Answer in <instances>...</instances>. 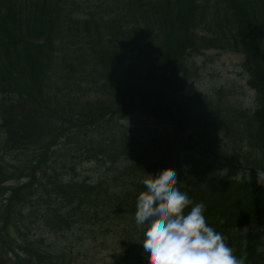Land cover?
Returning a JSON list of instances; mask_svg holds the SVG:
<instances>
[{
    "label": "trees",
    "instance_id": "1",
    "mask_svg": "<svg viewBox=\"0 0 264 264\" xmlns=\"http://www.w3.org/2000/svg\"><path fill=\"white\" fill-rule=\"evenodd\" d=\"M166 2L167 9L165 6L157 9L158 0H28L17 11L15 6L3 5L2 0L0 128L5 130L10 150L17 152L20 163L10 165L0 160V203L7 201L0 208V219L7 226L16 223L21 214L18 205L24 204L36 191L38 173L47 174L54 169L49 162L53 153L51 148L62 140H69L72 128L80 130L86 125H96L106 115L118 114L125 118L138 112L155 123L172 127L171 134L166 135H172V138L163 144L161 141L158 146L154 144L155 139L149 142L133 137L123 138L121 148L112 149L108 144L100 147L104 156L114 160L120 157L134 167L139 190L135 195L136 203L139 194L146 191L141 173L151 174L162 167L169 169L177 149H181L180 153L184 151V155L182 158L178 155L176 161L182 162L176 167L187 162L189 156L185 152L195 147L183 137L185 132L194 129V119L198 117L193 107L195 99L183 94L192 78L187 59L202 49L229 46L244 51L259 96L258 109L252 114L251 111L244 113H250L246 128L253 130L249 139L255 145H264V0L217 1L219 13L227 19L226 42L235 41L234 45L225 46L218 38H199L194 33L198 27L209 28L204 18L207 14L197 0ZM233 29H236V36ZM58 56L66 65L73 66L74 73L77 64L82 70L98 76L91 84L96 96L85 105L80 106L77 97L63 103L64 98L71 95L70 91L63 98L45 93V78L49 77L50 68ZM75 104L78 105L74 107ZM37 147L42 149L39 155ZM205 161L206 158L201 160V166L186 177L185 186L177 187L188 194L193 205H205L206 224L223 235L227 234L224 230L228 232L233 226L243 228L261 224L264 221V187L258 183L242 184L234 187L233 194H227L223 191L222 180L206 177L210 171L205 166L202 170ZM248 161L258 164V157ZM207 164L215 170L219 168L216 163ZM27 177L29 183L21 185L20 179ZM47 182L38 190L49 200L52 195L71 196L80 202L84 197L90 202L101 197L97 186L83 185L75 189L60 184L52 176ZM125 200H128L127 195ZM130 206L136 210L135 203L125 205L126 208ZM53 217L54 226L63 222L69 225V219L61 210L57 209ZM145 230H139L143 238L135 242L140 251ZM258 237L249 233L245 240L233 238L232 242L226 240V243L235 249L237 257L246 254L245 264H261L263 257L257 250L261 245L257 243ZM30 244L31 247L28 244L23 247L20 243H13L17 249L11 253L9 241L0 242L1 264L12 261L36 264V260L40 264H64V258H67L65 254H59L62 261H54L53 256L38 252L40 247ZM18 248L24 255L18 252ZM142 251V264H149L144 248Z\"/></svg>",
    "mask_w": 264,
    "mask_h": 264
},
{
    "label": "rangeland",
    "instance_id": "2",
    "mask_svg": "<svg viewBox=\"0 0 264 264\" xmlns=\"http://www.w3.org/2000/svg\"><path fill=\"white\" fill-rule=\"evenodd\" d=\"M217 1L200 0L203 11L207 14L204 17L205 24L209 28L204 30L201 26L198 32L200 36L208 34L209 37L217 34L218 41L225 46L227 43L226 33L229 30L227 29V19L222 16V13H219L220 11L216 7ZM1 2L2 0H0V4ZM6 3L5 0L3 5ZM161 6L168 8L166 0H158L157 9ZM176 12L177 10L172 15H175ZM233 30L235 32L236 29ZM231 45H234V42ZM243 62L244 54L240 50L228 46L214 51L203 50L200 55L192 57L189 61L193 78L189 83L186 95L195 99L193 107L197 111L198 117L194 119V129L185 133V136L191 144L199 147L197 148L199 151H203L205 148L206 152L214 150L217 154H221L218 157L210 156L212 160L221 157V162L228 166L220 172V176L228 181L232 179L253 181L254 178L258 180L255 172L259 168L247 166L243 162L246 158L257 154L254 141L249 139L251 133L239 129L240 123L248 122L241 111L254 108L256 98L254 91L248 85L250 75L246 74ZM64 79L62 71L60 81ZM68 81L75 82L72 79H68ZM45 83L49 88L55 85L50 77ZM87 87L80 83L75 87V93L83 103L91 99L92 95H96L92 88L88 90ZM216 106H221L222 110L218 111ZM107 119L96 126H91L89 130L85 129L80 134L70 136V139L61 142L59 147L51 148L53 153L49 162L51 169L54 167L57 172H60L55 176L62 178L69 185L73 184L76 188L84 183L98 184L102 182V186L113 194L112 199L115 202L110 197L100 203V206L91 205V210L88 208L89 205L85 204V197L83 203L76 204L75 202L73 206L69 203L64 204L61 211L64 210V213L67 214L73 212V208L76 206L78 215L71 221V230L60 234H58L59 232L46 234L48 230L44 229L46 226L42 217L45 216V210L51 209V206H55V204L48 205L44 199L40 200L42 192L38 188L28 196V200L24 204L18 205L22 210L25 209L22 214L23 221L19 222L21 228L26 230L27 225L26 232L29 233L30 227L27 220L32 225L31 243L37 242L34 236L36 232L41 233V228L44 230L42 234L48 236L45 244L47 249L59 248L57 252L67 256L64 258V264H141L139 249L134 245L140 237V229L136 223L133 220L129 221V218L118 222L117 219H112L113 216L109 217L106 214H112L114 205H117L118 208L122 205L118 201L121 195L116 192L121 187L129 186L134 173L129 166L126 168L125 162L113 163L99 149L105 144H108L112 149L121 148L123 138L157 135L161 133L163 127L158 126L152 120H146V117L141 118L138 113L130 115L125 120H118L116 116L112 120L109 117ZM191 136L194 141L191 140ZM6 142L0 132V157L4 156L10 163L14 161L19 164L16 158L14 160L13 154L6 151ZM197 143L202 144V149ZM36 151L39 155L42 149L37 147ZM204 154L209 155L208 153ZM94 155V159H89V156ZM195 161L196 159L191 162V167L196 169L200 164L193 163ZM181 167V174L184 176L186 167L183 165ZM119 177H123V180H119ZM32 198L33 200H31ZM1 199L0 197V202ZM39 201H41L40 206H32V203ZM0 206L3 204L0 203ZM93 207L99 208L94 211ZM51 213L52 211L50 215ZM37 215L39 218L36 219ZM104 216H107V219H103ZM257 230L264 233V226ZM16 232L14 230L12 234L17 235ZM17 240L31 247L30 241L28 242L22 237L17 236ZM54 261L61 262L62 260L55 258Z\"/></svg>",
    "mask_w": 264,
    "mask_h": 264
},
{
    "label": "clouds",
    "instance_id": "3",
    "mask_svg": "<svg viewBox=\"0 0 264 264\" xmlns=\"http://www.w3.org/2000/svg\"><path fill=\"white\" fill-rule=\"evenodd\" d=\"M257 176L264 187V170L257 169ZM179 183L171 169L142 180L146 191L138 196L135 223L146 229L142 244L149 264H245L246 254H234L227 237L206 224L205 205H193Z\"/></svg>",
    "mask_w": 264,
    "mask_h": 264
}]
</instances>
